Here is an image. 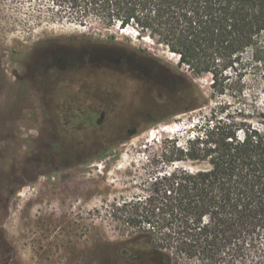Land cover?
Masks as SVG:
<instances>
[{
	"label": "rangeland",
	"instance_id": "1",
	"mask_svg": "<svg viewBox=\"0 0 264 264\" xmlns=\"http://www.w3.org/2000/svg\"><path fill=\"white\" fill-rule=\"evenodd\" d=\"M53 7L0 0V264H157L116 209L145 199L148 181L170 165L172 143L187 140L215 100L231 97L212 98L211 75L183 66L209 102L178 113V96L130 70H177V55L132 28L82 24ZM133 51L152 60H133ZM119 54L130 58L116 62Z\"/></svg>",
	"mask_w": 264,
	"mask_h": 264
},
{
	"label": "trees",
	"instance_id": "2",
	"mask_svg": "<svg viewBox=\"0 0 264 264\" xmlns=\"http://www.w3.org/2000/svg\"><path fill=\"white\" fill-rule=\"evenodd\" d=\"M51 1L60 17L132 28L177 53V70L132 61L130 70L155 91L178 96L185 103L178 113L209 102L183 66L195 76L211 75L212 98L231 97L215 100L191 136L172 143L165 164L178 166L151 177L145 199L116 209L136 233L134 244L157 255V264L174 257L264 264V0ZM81 41L79 48H88ZM132 56L152 60L137 51ZM111 58L100 62L107 66ZM128 58L119 54L116 62Z\"/></svg>",
	"mask_w": 264,
	"mask_h": 264
},
{
	"label": "flooded vegetation",
	"instance_id": "3",
	"mask_svg": "<svg viewBox=\"0 0 264 264\" xmlns=\"http://www.w3.org/2000/svg\"><path fill=\"white\" fill-rule=\"evenodd\" d=\"M56 60H62V59L59 58V57H58V58L56 57ZM44 61H45V59H44ZM49 61L52 62V63H54L55 60H50V58H49ZM78 112H81V111L78 110L77 113H78ZM68 113H69V114H68V117H67V118L70 119V111H68ZM102 113L105 114L104 111H102L101 114H102ZM149 113H151V111H149ZM68 123H69V121H68ZM140 125H141L140 121H138V122L136 121L135 126H134L133 128H131V129H129V132L132 133V132L136 131V130L140 127ZM53 126H54V125H53ZM52 128H53V127H52ZM54 157H55V155L53 154V155H52V158H51V159H52V160H51L52 163H53L54 161H56ZM26 162H27V161H26ZM48 162H50V161H48ZM31 166H32V164H31ZM31 166H29V165H27V164L24 165L25 169L28 168V167H31Z\"/></svg>",
	"mask_w": 264,
	"mask_h": 264
},
{
	"label": "water",
	"instance_id": "4",
	"mask_svg": "<svg viewBox=\"0 0 264 264\" xmlns=\"http://www.w3.org/2000/svg\"><path fill=\"white\" fill-rule=\"evenodd\" d=\"M104 118V113L101 114V117L97 120L98 123H101V121ZM138 122V121H137ZM136 132L134 131L133 134H135Z\"/></svg>",
	"mask_w": 264,
	"mask_h": 264
},
{
	"label": "bare ground",
	"instance_id": "5",
	"mask_svg": "<svg viewBox=\"0 0 264 264\" xmlns=\"http://www.w3.org/2000/svg\"><path fill=\"white\" fill-rule=\"evenodd\" d=\"M172 55H177L179 57V55L177 53L174 52H170Z\"/></svg>",
	"mask_w": 264,
	"mask_h": 264
}]
</instances>
